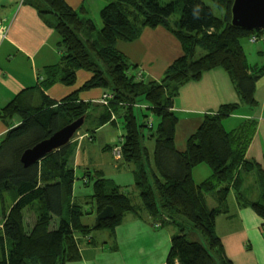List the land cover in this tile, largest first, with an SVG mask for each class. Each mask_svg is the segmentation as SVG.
<instances>
[{
  "label": "trees",
  "instance_id": "obj_1",
  "mask_svg": "<svg viewBox=\"0 0 264 264\" xmlns=\"http://www.w3.org/2000/svg\"><path fill=\"white\" fill-rule=\"evenodd\" d=\"M104 1L99 11L101 27L93 37L95 24L80 16L83 7L75 10L65 0H23L35 5L40 15L54 17L60 59L45 67L40 95H34L35 88L26 89L0 109V118L6 122L16 115L21 118L0 140V264L75 261L80 258L76 235L88 237L92 230H111L126 214L142 216V212L155 225L177 228L163 264H233L216 234L215 218L226 212L227 197L233 191L240 205L250 206L264 220V166L245 157L256 121L244 119L226 130L222 121L234 114L238 104H222L216 112L203 116L185 149L179 151L174 145L178 120L171 109L182 84L217 67L229 74L242 103L255 106V82L264 66L248 64L240 41L259 38L264 29L248 31L232 25L233 0H209L221 16L205 0ZM175 13L179 17L172 19ZM146 26L167 28L182 47V55L168 66L160 82L137 80L130 73L133 65L115 48L117 40L132 41ZM197 48L205 53L194 59ZM80 69L91 73L80 90L100 88L110 93L107 104L79 100L78 91L60 101L44 95L43 90L55 82L74 84ZM140 99L146 104L139 107L146 119L141 123L135 112ZM82 116L90 132L120 121L121 162L133 165L140 199V205L134 204L119 186L100 173L93 174L96 213L107 206L115 212L99 226L84 225L82 207L72 202L73 143L29 166L20 160L26 149ZM145 140L153 141L152 150ZM200 164L209 167L210 175L195 183L192 170ZM250 174L255 176L257 199L241 190ZM207 194H212L215 207H208ZM24 212L33 215L30 228ZM188 228L200 234L204 245L188 240Z\"/></svg>",
  "mask_w": 264,
  "mask_h": 264
},
{
  "label": "crops",
  "instance_id": "obj_2",
  "mask_svg": "<svg viewBox=\"0 0 264 264\" xmlns=\"http://www.w3.org/2000/svg\"><path fill=\"white\" fill-rule=\"evenodd\" d=\"M65 1L75 10L83 7L82 18H89L86 0ZM103 6L100 3L98 11ZM54 22L53 16L40 15L35 5L23 0H0V109L26 89L35 88L34 95H40L38 87L42 85L45 67L60 59ZM95 28L93 37L98 32L97 26ZM242 39L240 42L248 64L256 68L264 66V34L255 42L247 38L244 43ZM115 48L133 65L130 73L144 82H160L168 66L183 53L179 40L163 26L143 27L136 39L117 40ZM90 77V72L77 70L74 84L66 86L55 82L43 90L44 95L60 101L78 91L79 100L100 103L104 94L102 89L80 90ZM254 98L255 108L243 104L234 82L220 67L202 73L198 80L185 82L173 98L171 109L178 120L174 134L176 149H185L187 138L197 129L205 114L216 112L222 104L236 103L238 108L222 124L225 129L227 124L230 129L226 130H231L244 119H254L256 129L245 157L264 166V72L255 82ZM20 122L17 115L9 122L0 118V140ZM119 123L116 119L92 132L83 125L70 142L75 145L70 163L75 177L71 198L81 207L82 203L90 205L89 209L82 207L84 215L81 220L87 226H93L97 216L92 198L95 179L90 173H100L122 191L134 187L133 165L122 163L121 158H116L113 153L115 147H120ZM84 140H87L85 146ZM75 167L85 170L84 174L77 177ZM209 175L210 169L204 164L192 170L195 183ZM205 198L208 207L216 206L212 194ZM208 199L212 200L211 206ZM226 203V212L215 218V231L225 255L233 264H264V220L250 206L240 205L233 191L228 194ZM141 215L126 214L120 224L111 230L105 229L107 231L96 239L91 233L88 237L76 235L80 258L65 264H163L177 228L172 224L156 226L150 217L143 212ZM83 218L88 223L83 222Z\"/></svg>",
  "mask_w": 264,
  "mask_h": 264
},
{
  "label": "water",
  "instance_id": "obj_3",
  "mask_svg": "<svg viewBox=\"0 0 264 264\" xmlns=\"http://www.w3.org/2000/svg\"><path fill=\"white\" fill-rule=\"evenodd\" d=\"M231 24L245 30L264 29V0H233L231 7ZM84 117H80L57 130L50 137L26 149L20 160L24 166L39 162L48 154L69 144L83 125ZM115 212L111 206L103 208L96 216V225L111 219Z\"/></svg>",
  "mask_w": 264,
  "mask_h": 264
},
{
  "label": "rangeland",
  "instance_id": "obj_4",
  "mask_svg": "<svg viewBox=\"0 0 264 264\" xmlns=\"http://www.w3.org/2000/svg\"><path fill=\"white\" fill-rule=\"evenodd\" d=\"M169 1L170 0H160L161 3H167ZM205 2L208 5L213 7L212 3L209 0H205ZM100 3L105 4L106 1H104V0H86V5H85V7L88 9V17L92 21L93 20L95 21V23H96L95 26H97V30H99L100 27H101V22H100L99 15H98V13H99L98 5H100ZM213 9H214V13L217 16H221V12L219 10H217L214 7H213ZM80 16L82 17L81 14H80ZM178 17H179V13H175L174 16L172 17V19H177ZM94 21H93V23H94ZM246 39L247 38L245 37L244 39H242V41L245 43ZM204 53H205L204 50H202L201 48H197L196 49V54L194 56V59L200 57ZM132 70L133 69L131 68L130 71H132ZM139 104L140 105H138V107H136V111L135 112H136V115H137V120L141 123L143 121H146V119H144L142 117L141 109L139 107L140 106L145 107L146 104H144V100L143 99H140V103ZM253 108H255V106H253ZM149 120H151V122H152V117H149L147 119V122H149ZM225 125H226V129H230V127L227 124H225ZM119 130H120V133L123 134V128H122V124L121 123H119ZM83 143H84V146H85V143H87V140H84ZM145 145L149 148V150H152L153 141L145 140ZM84 172H85V170L81 169L80 167L79 168L75 167V173H76L77 177L82 176L84 174ZM90 174H91V177L93 178L92 173H90ZM254 179H255L254 174H250L249 176H246L244 185H242V187H241V190L243 192H245V194H247V196L250 197V199L251 198L257 199V195H256L257 194V190H256V186L254 184ZM124 192L131 198V200H132V202L134 204H139L140 203L138 191L136 190V188L132 187V188H129V189H124ZM208 203H209V206H211L212 200L208 199ZM81 205H82V207L84 209H89L90 208V205L88 203H82ZM24 218H25V223L27 224V227L30 228L32 223H33V215L31 213H29V212H25V217ZM0 222H1V207H0ZM83 222L88 223V220L86 218H83ZM93 222H95V217L93 219H91V223L92 224H93ZM105 231H107V230H105V229L92 230L91 234L96 239L97 236L102 235L101 233H105ZM187 238L190 241H197V242H200L201 244L204 245L203 238L200 236V234L198 232L194 231V230L189 229V228L187 229Z\"/></svg>",
  "mask_w": 264,
  "mask_h": 264
},
{
  "label": "built area",
  "instance_id": "obj_5",
  "mask_svg": "<svg viewBox=\"0 0 264 264\" xmlns=\"http://www.w3.org/2000/svg\"><path fill=\"white\" fill-rule=\"evenodd\" d=\"M249 40L251 42H255L257 40V38L255 36H252ZM110 98H111L110 93H104L100 99V103L107 104L108 100ZM148 124L151 125V120H149ZM120 144H121V139H120ZM113 153H114L116 158H121V145H120V147L119 146L115 147L113 150ZM156 226H158V225H156Z\"/></svg>",
  "mask_w": 264,
  "mask_h": 264
}]
</instances>
